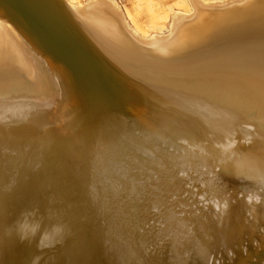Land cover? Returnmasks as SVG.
<instances>
[{
    "label": "bare ground",
    "instance_id": "obj_1",
    "mask_svg": "<svg viewBox=\"0 0 264 264\" xmlns=\"http://www.w3.org/2000/svg\"><path fill=\"white\" fill-rule=\"evenodd\" d=\"M75 1L0 0V264H264V0Z\"/></svg>",
    "mask_w": 264,
    "mask_h": 264
},
{
    "label": "rangeland",
    "instance_id": "obj_2",
    "mask_svg": "<svg viewBox=\"0 0 264 264\" xmlns=\"http://www.w3.org/2000/svg\"><path fill=\"white\" fill-rule=\"evenodd\" d=\"M85 0H76V2ZM122 10L129 14L132 26L143 36L153 34L165 35L169 17L175 12H186L188 6L185 0H115ZM225 1V0H207ZM150 2V3H148Z\"/></svg>",
    "mask_w": 264,
    "mask_h": 264
}]
</instances>
